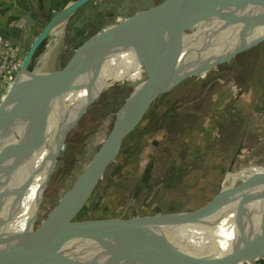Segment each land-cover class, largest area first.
<instances>
[{
    "label": "rangeland",
    "instance_id": "374dc122",
    "mask_svg": "<svg viewBox=\"0 0 264 264\" xmlns=\"http://www.w3.org/2000/svg\"><path fill=\"white\" fill-rule=\"evenodd\" d=\"M74 1L43 0L39 10L34 0L35 18L28 14L31 30L0 33V103L34 39L54 13ZM162 1L87 0L57 35L43 41L32 64L48 51L44 61L49 58V70L60 69L93 35ZM149 75L146 69L136 70L86 108L55 159L34 228L75 184L118 123L134 88ZM141 120L124 137L90 196L69 203L51 225L40 242L37 264H65L71 247L87 235L133 218L192 213L215 198L228 171L259 163L255 149L264 144V41L176 81L149 104ZM39 121L21 148L26 157ZM170 241L159 246L168 248ZM173 247L191 256L184 251L187 245ZM154 258L152 253L132 264H166Z\"/></svg>",
    "mask_w": 264,
    "mask_h": 264
},
{
    "label": "water",
    "instance_id": "95a60500",
    "mask_svg": "<svg viewBox=\"0 0 264 264\" xmlns=\"http://www.w3.org/2000/svg\"><path fill=\"white\" fill-rule=\"evenodd\" d=\"M86 1L66 3L54 13L42 32L34 39L8 93L0 103V256L22 255L38 248L35 262L37 264L38 257L43 252L39 246L40 242L51 225L69 203L80 198L83 203L90 196L93 186L101 179L109 160L118 155L124 137L136 126L157 96L171 89L176 81L188 77L198 69L264 41V0H254V15L242 26L234 40L203 36L186 39L180 36L174 31L175 24L169 26L166 21L169 17L185 14L198 0H163L93 35L60 69L50 72L33 71L31 69L33 59L43 41L49 37L57 18L66 10L67 20L71 13ZM129 49L134 53V64L125 65L118 60L111 64L112 66L109 65L111 58ZM135 68L146 69L150 75L134 88L118 123L75 184L63 194L50 214L30 233L12 238L2 236L5 200L3 180L11 158L14 131L22 126L30 128L67 89L77 83L89 80L107 81L114 85L127 80ZM69 131L51 157L52 163L47 173L46 184ZM262 177L264 175L259 176L257 180ZM221 191L222 189L212 201L192 213L137 217L93 232L71 247L65 264H130L149 256L152 251L164 256L175 255L178 258V261L154 258L166 264H227L221 259H202L156 246L157 241L173 237L176 235L175 228H180L177 232L179 237L194 239L205 245L211 243L215 251L219 252L220 245H225V241L223 243L225 236L220 243L216 234L217 228L225 219L220 213L221 207L226 206L230 211H236L257 197L251 189L239 200L225 198ZM258 197H264V193H260ZM39 206L40 200L38 210ZM210 213L216 217L212 221H207ZM193 227L202 230L194 232L191 230ZM228 234L230 235L226 243L228 246L219 254L221 257L233 260L237 264H246L264 255V218L248 226L233 224ZM216 244L217 247L214 246Z\"/></svg>",
    "mask_w": 264,
    "mask_h": 264
},
{
    "label": "bare ground",
    "instance_id": "6f19581e",
    "mask_svg": "<svg viewBox=\"0 0 264 264\" xmlns=\"http://www.w3.org/2000/svg\"><path fill=\"white\" fill-rule=\"evenodd\" d=\"M66 15L67 11L64 10L57 18L50 30V37L57 35L65 25ZM253 15L254 0H198L185 14L169 17L166 23L169 26L175 24L173 26L175 28L174 31L180 34V36L186 37V39L203 36L214 39L226 38L234 40L237 38L242 26ZM118 60L121 64H134L135 59L132 49L123 51L116 55V57L111 58L109 65L112 66ZM47 61L40 70L37 68L36 72L48 71ZM138 69L135 68L128 77ZM112 86L113 84L107 81L84 80L67 89L45 113L39 116V125L27 157L26 155L24 156L26 150H23V153H20V151L24 147L27 138L35 129L39 118L30 128L27 129V127L22 126L14 131L11 143V158L3 180L5 200L3 204L4 224L2 236L7 238L20 237L30 233L34 229L33 224L37 215L39 200L46 187L47 173L52 163L51 157L60 145L66 132L76 126L85 112L86 106ZM262 143H264V139ZM255 151H260L261 156L258 157V160L261 161L259 163L246 166L239 171L230 170L224 175L221 182L223 183L221 192L225 198L232 197V199L239 200L250 189L257 197L248 201V203H245L236 211H230L229 207L226 206L221 207L220 213L225 216V219L217 228L216 234L220 243L223 236H225V240H223V243L225 241V245L219 244L221 247L220 251L216 252L211 243L205 245L194 239L179 237L177 232L180 228H175L176 235L166 239L171 241L168 248L163 249L172 252L175 249L173 247L175 244L179 246L181 244L187 245L189 250L184 251L189 252L191 256L202 259H221L227 262V264H237L235 261L219 255L228 246L226 243L230 236L228 233L231 226L233 224L248 226L256 220L264 218V197H258L260 193H264V177L257 180L259 176L264 175V144L258 150L255 149ZM215 217V215L210 213L207 221H212ZM181 230L190 231V229ZM191 230L195 232L202 230V228L193 227ZM161 241H157L156 244L159 248H162L159 246ZM214 246L217 247V244ZM36 249H31L22 255L0 256V264H35ZM155 252L152 251L150 254L153 253V255L158 256V259L178 261L175 255L164 256ZM134 262L136 261L130 264Z\"/></svg>",
    "mask_w": 264,
    "mask_h": 264
},
{
    "label": "crops",
    "instance_id": "0c3cea01",
    "mask_svg": "<svg viewBox=\"0 0 264 264\" xmlns=\"http://www.w3.org/2000/svg\"><path fill=\"white\" fill-rule=\"evenodd\" d=\"M30 1L32 3L34 0L33 1L30 0ZM15 2H16V0L15 1L14 0H0V32H1V34H3L5 31L10 32L14 29H18L21 32L29 31L32 29L31 28L32 24L29 23V21L31 22V20L29 18L30 14L27 12L21 11L20 7L18 6L17 3L15 4ZM33 4L34 3H32V5H31V9L35 8V6H33ZM28 14H29V16H28ZM47 52L48 51H46L42 54V55H44V57H42V55H41L35 61L33 71L36 72L37 68H38V70H40L44 66V64H45L44 60H45V57L47 55ZM41 57H42V59H41ZM142 118H143V116L141 117V119ZM141 119L136 124V126H135L136 128L140 125V122L142 121ZM134 131L135 130H133V132ZM159 135H161V134H159ZM129 136L130 135H127V138ZM257 264H264V260L259 261Z\"/></svg>",
    "mask_w": 264,
    "mask_h": 264
},
{
    "label": "trees",
    "instance_id": "16d2710c",
    "mask_svg": "<svg viewBox=\"0 0 264 264\" xmlns=\"http://www.w3.org/2000/svg\"><path fill=\"white\" fill-rule=\"evenodd\" d=\"M33 1V0H32ZM37 2L39 3V4H37L38 5V8H39V10H43L42 9V3H43V0H37ZM16 3L18 4V6L20 7V10L21 11H23V12H28L29 14H30V16L31 17H33V18H35V12H33L32 10H31V5H32V3H31V1L30 0H16ZM53 9V8H52ZM49 11H50V9H49ZM44 12V11H43ZM44 13H47V12H44ZM45 15V14H44ZM49 16L50 15H48L47 16V18H49ZM45 18H46V15H45ZM12 31H15V32H19V30L18 29H14V30H12ZM6 33H7V31H5ZM9 32V31H8ZM1 33V32H0ZM3 33V32H2ZM2 35H4V33L2 34ZM50 71V70H49Z\"/></svg>",
    "mask_w": 264,
    "mask_h": 264
},
{
    "label": "built area",
    "instance_id": "2783aa9c",
    "mask_svg": "<svg viewBox=\"0 0 264 264\" xmlns=\"http://www.w3.org/2000/svg\"><path fill=\"white\" fill-rule=\"evenodd\" d=\"M262 260H264V255L262 257H260L259 259L255 260L253 262H250V263H246V264H257L259 261H262Z\"/></svg>",
    "mask_w": 264,
    "mask_h": 264
}]
</instances>
